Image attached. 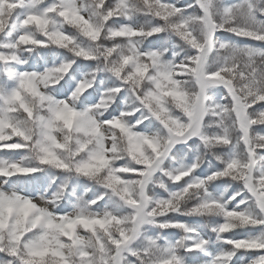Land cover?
Listing matches in <instances>:
<instances>
[{
  "label": "snow or ice",
  "instance_id": "snow-or-ice-1",
  "mask_svg": "<svg viewBox=\"0 0 264 264\" xmlns=\"http://www.w3.org/2000/svg\"><path fill=\"white\" fill-rule=\"evenodd\" d=\"M0 264H264V0H0Z\"/></svg>",
  "mask_w": 264,
  "mask_h": 264
}]
</instances>
